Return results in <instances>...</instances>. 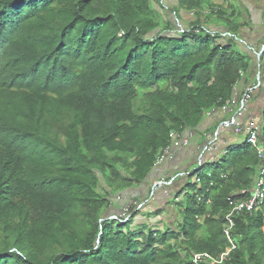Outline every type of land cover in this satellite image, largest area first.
Returning a JSON list of instances; mask_svg holds the SVG:
<instances>
[{
  "label": "trees",
  "instance_id": "1",
  "mask_svg": "<svg viewBox=\"0 0 264 264\" xmlns=\"http://www.w3.org/2000/svg\"><path fill=\"white\" fill-rule=\"evenodd\" d=\"M242 7L175 0L176 30L162 0H0V264H193L224 251L227 197L257 174L247 143L190 175L162 230L99 220L170 132L195 128L250 67ZM260 224L259 211L235 217L222 264H264Z\"/></svg>",
  "mask_w": 264,
  "mask_h": 264
},
{
  "label": "crops",
  "instance_id": "2",
  "mask_svg": "<svg viewBox=\"0 0 264 264\" xmlns=\"http://www.w3.org/2000/svg\"><path fill=\"white\" fill-rule=\"evenodd\" d=\"M243 2V0H241ZM245 13L248 12L250 22L241 28L238 40L239 44L250 57V67L243 71L240 80V87L244 88L251 84L257 77L261 79L259 88L254 92L249 103L246 116L258 124L264 122V50L261 57L257 58V53L264 45V22L255 21L253 15L257 13V6L251 2L245 3ZM264 11V9H263ZM264 16V12L261 13ZM261 15V16H262ZM215 29L225 31L223 26H217ZM222 114L217 109L208 111L203 119L195 128H188L189 143L187 146L174 148L171 154L161 163L155 165L146 178L134 186L124 190L122 200L112 198L110 205L103 211V217H107L114 212H118L123 206V202L129 200H138L141 203L140 209L135 211L130 228L133 231H141L146 227H152L162 230L177 219L178 202L188 182L193 180L190 177L194 170L197 157L206 143L205 135L218 128ZM244 135L235 134L230 130H221L218 139V149L209 154H205V163L219 162L222 150L227 145H243ZM175 177L174 182L164 186H154L160 178ZM184 194V193H183Z\"/></svg>",
  "mask_w": 264,
  "mask_h": 264
},
{
  "label": "built area",
  "instance_id": "3",
  "mask_svg": "<svg viewBox=\"0 0 264 264\" xmlns=\"http://www.w3.org/2000/svg\"><path fill=\"white\" fill-rule=\"evenodd\" d=\"M192 15V13H190ZM199 32V29L195 30ZM264 50V45L257 53V58L261 57ZM243 76V70L238 72V79L232 85L230 96L223 101L219 107H214L208 111L217 109L222 114V118L219 122V126L214 131L205 135L206 143L203 146L201 152L197 157V163L190 175L194 171L205 164V154L213 153L218 149V139L221 130H230L235 134L244 135L243 143H247L255 149L259 164L257 168V174L251 187L248 189L235 190L227 197L228 209L225 214L226 225L223 228V234L228 241V246L217 257L212 256L208 252L193 253L191 260L193 264H222L229 260V254L236 248L235 238L232 236V229L235 224V217L240 213L247 212H260L261 224L260 229L264 234V124H258L251 118L246 116V112L249 103L253 97L254 92L259 88L261 79L257 77L251 84L241 88L240 80ZM207 111V112H208ZM205 112V113H207ZM188 129V128H187ZM187 129L176 132L172 131L169 134V144L164 147L157 156L156 165L161 163L166 157H168L174 148L187 146L189 143V134ZM238 145H227L221 153V157L229 154L236 149ZM175 177L160 178L154 186L169 185L174 182ZM194 181L198 182L197 176L194 177ZM114 199L122 200V194L117 193L114 195ZM141 203L138 200H129L123 202V206L118 212H114L107 217H103L99 221L103 220L115 221V222H127L132 219L135 211L140 209ZM98 239L95 242V248L98 246Z\"/></svg>",
  "mask_w": 264,
  "mask_h": 264
},
{
  "label": "rangeland",
  "instance_id": "4",
  "mask_svg": "<svg viewBox=\"0 0 264 264\" xmlns=\"http://www.w3.org/2000/svg\"><path fill=\"white\" fill-rule=\"evenodd\" d=\"M233 2H236V4H238V3L245 4V3H248V2H251V3L255 4L257 6V8H258L257 9L258 11H257V13L255 15H253V18H254L255 21H258L259 23L260 22H264V16L261 14L262 12H264L263 11V9H264V0H243V2H241V0H233ZM162 3H163L164 8H165L164 9L165 12H166L165 14H167L168 17L174 22V28L176 30H178L180 28H184L185 24L182 21L181 22L180 21H176L174 14L171 12V7L175 3V0H162ZM190 17L191 16L187 15L186 16L187 20H188V18L190 19ZM238 42L240 44H242L243 41L239 39ZM263 124H264V122H263ZM210 170H211V166L208 165V166L204 167L202 172L209 173Z\"/></svg>",
  "mask_w": 264,
  "mask_h": 264
}]
</instances>
